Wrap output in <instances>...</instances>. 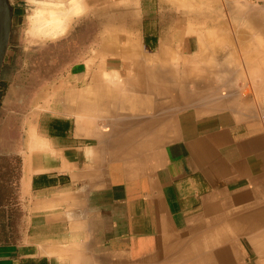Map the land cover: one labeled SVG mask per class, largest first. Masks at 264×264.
Returning <instances> with one entry per match:
<instances>
[{
  "label": "crops",
  "instance_id": "crops-1",
  "mask_svg": "<svg viewBox=\"0 0 264 264\" xmlns=\"http://www.w3.org/2000/svg\"><path fill=\"white\" fill-rule=\"evenodd\" d=\"M11 1L15 31L29 5ZM98 4L119 18L78 42L70 96L40 108L12 82L0 101V264H264V19Z\"/></svg>",
  "mask_w": 264,
  "mask_h": 264
},
{
  "label": "rangeland",
  "instance_id": "rangeland-1",
  "mask_svg": "<svg viewBox=\"0 0 264 264\" xmlns=\"http://www.w3.org/2000/svg\"><path fill=\"white\" fill-rule=\"evenodd\" d=\"M97 2H101V0H86L87 9L91 3L89 10H87L83 16L74 21L71 29L66 35L54 43H47L43 48L32 50L31 52L26 50L23 44L24 39L28 37L26 30L28 28L27 16L30 14L29 9L27 12H22V14L16 18V22H20V28L15 29V31L12 30L10 45L5 61L6 66L5 68L3 67L4 82L8 84L12 82L18 84L27 83L32 86L33 91L30 93L27 101L36 103L40 108L48 106L50 102L56 99V95L70 96V89L76 85V78L72 74V70L75 68V63L80 55L78 42L87 40L91 41L93 39L97 41L99 37L103 36L105 32L107 34L110 30L109 28L103 27L104 22H107L110 18H119V13L109 15L108 12L102 10V4L95 5ZM191 2L198 6L200 5L199 3L205 2L208 4H226L228 7L226 6V8L223 9L224 16L228 19L237 20L240 24L243 23L242 25H245L247 21L264 19V13L261 12L264 10L248 1L191 0ZM250 6L258 9L257 11L260 9V13L254 15L252 12H249L252 10ZM202 13H198L199 18H201ZM192 14H194V12ZM122 16L124 15L122 14ZM129 36L133 37L131 40L133 42L129 45L132 46L133 51H135L134 48H137L136 50L140 53L141 51L138 46L136 47L135 43L138 40V37L132 33L129 34ZM260 44L264 49V35L260 38ZM252 53L254 54L253 50L248 52V54ZM142 54L145 58L144 53ZM110 61L112 64H118V59H112ZM133 61V59L127 60L128 66H133ZM102 62L101 58L96 60L95 66H104ZM104 77L107 79V83L115 85L113 75L105 73ZM99 81H101V79ZM99 81L97 83H101ZM69 98L70 102L74 99V97H67L65 99L67 105H69L67 102V99Z\"/></svg>",
  "mask_w": 264,
  "mask_h": 264
},
{
  "label": "clouds",
  "instance_id": "clouds-1",
  "mask_svg": "<svg viewBox=\"0 0 264 264\" xmlns=\"http://www.w3.org/2000/svg\"><path fill=\"white\" fill-rule=\"evenodd\" d=\"M27 35L35 44L54 43L87 12L86 0H27Z\"/></svg>",
  "mask_w": 264,
  "mask_h": 264
},
{
  "label": "water",
  "instance_id": "water-1",
  "mask_svg": "<svg viewBox=\"0 0 264 264\" xmlns=\"http://www.w3.org/2000/svg\"><path fill=\"white\" fill-rule=\"evenodd\" d=\"M15 7L11 0H0V77L10 45Z\"/></svg>",
  "mask_w": 264,
  "mask_h": 264
},
{
  "label": "bare ground",
  "instance_id": "bare-ground-1",
  "mask_svg": "<svg viewBox=\"0 0 264 264\" xmlns=\"http://www.w3.org/2000/svg\"><path fill=\"white\" fill-rule=\"evenodd\" d=\"M248 10V9H247ZM129 37V36H128ZM131 38V37H130ZM135 46V45H134ZM137 47V46H136ZM135 49V48H134ZM137 49V48H136ZM121 51H123L124 52V50H121ZM128 54V56L129 57H136L135 55L136 54H134V56L132 55V53L131 52H135V51H133V49H132V46H130V45H128L127 46V51H126ZM138 52V51H137ZM136 52V53H137ZM143 53V52H142ZM140 55V54H139ZM195 74V73H194ZM193 74V75H194ZM198 75V74H197ZM114 83H115V85H116V89H118V88H123L124 86H126V85H128L127 83H132V84H136V82L137 81H135V76H127V78H126V80L125 79H123V78H121L120 76H119V74L118 73H114ZM200 76V75H199ZM202 76H200L199 77V80H200V78H201ZM197 78H198V76H197ZM111 79H112V77H111ZM139 79V78H138ZM198 80V79H197ZM140 82V81H139ZM113 83V82H112ZM199 83V82H198ZM138 84V83H137ZM140 86V85H139ZM198 86V85H197ZM91 86H89L88 88H90ZM200 87V86H199ZM134 88V87H133ZM144 87H141V89H143ZM110 89V88H109ZM109 89H108V91H109ZM123 89H125V88H123ZM151 89V88H150ZM193 90V89H192ZM194 90H197V89H194ZM107 91V92H108ZM115 92V91H114ZM139 92V91H138ZM144 92V91H143ZM129 94L130 93H128L127 94V100H128V103H129V101H136L135 99H136V96L135 95H131V96H129ZM142 94V93H141ZM153 94H156V93H153ZM113 95H114V93H113ZM119 95V94H118ZM144 95V94H143ZM111 96V95H110ZM154 97H156V96H153V98ZM117 98H118V96H117ZM133 98V99H132ZM149 98V97H148ZM155 99V98H154ZM138 100V99H137ZM180 100V99H179ZM160 101V100H159ZM182 101V100H181ZM139 102H141V101H138L137 103H139ZM178 102V101H177ZM68 104H69V102H68ZM140 105V104H139ZM159 124V123H158Z\"/></svg>",
  "mask_w": 264,
  "mask_h": 264
},
{
  "label": "trees",
  "instance_id": "trees-1",
  "mask_svg": "<svg viewBox=\"0 0 264 264\" xmlns=\"http://www.w3.org/2000/svg\"><path fill=\"white\" fill-rule=\"evenodd\" d=\"M6 64L4 65V68H5ZM4 68L2 70V73H1V77H0V101L6 91V88L8 86V83H5L4 82V77H3V71H4Z\"/></svg>",
  "mask_w": 264,
  "mask_h": 264
},
{
  "label": "built area",
  "instance_id": "built-area-1",
  "mask_svg": "<svg viewBox=\"0 0 264 264\" xmlns=\"http://www.w3.org/2000/svg\"><path fill=\"white\" fill-rule=\"evenodd\" d=\"M242 1H248L255 6L261 7L264 10V0H242Z\"/></svg>",
  "mask_w": 264,
  "mask_h": 264
}]
</instances>
